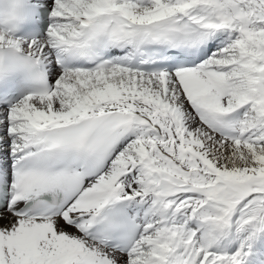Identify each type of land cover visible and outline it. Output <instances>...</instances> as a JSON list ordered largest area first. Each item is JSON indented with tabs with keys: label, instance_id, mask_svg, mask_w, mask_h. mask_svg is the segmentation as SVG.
I'll return each instance as SVG.
<instances>
[{
	"label": "snow or ice",
	"instance_id": "6c2138e0",
	"mask_svg": "<svg viewBox=\"0 0 264 264\" xmlns=\"http://www.w3.org/2000/svg\"><path fill=\"white\" fill-rule=\"evenodd\" d=\"M0 264H264V0H0Z\"/></svg>",
	"mask_w": 264,
	"mask_h": 264
}]
</instances>
